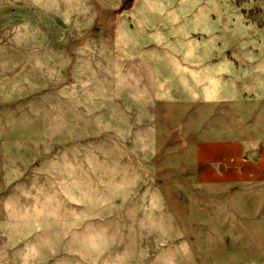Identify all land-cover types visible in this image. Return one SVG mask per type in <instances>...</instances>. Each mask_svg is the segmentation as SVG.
I'll return each mask as SVG.
<instances>
[{
    "label": "rangeland",
    "instance_id": "rangeland-1",
    "mask_svg": "<svg viewBox=\"0 0 264 264\" xmlns=\"http://www.w3.org/2000/svg\"><path fill=\"white\" fill-rule=\"evenodd\" d=\"M0 0V264H264V0Z\"/></svg>",
    "mask_w": 264,
    "mask_h": 264
},
{
    "label": "trees",
    "instance_id": "trees-1",
    "mask_svg": "<svg viewBox=\"0 0 264 264\" xmlns=\"http://www.w3.org/2000/svg\"><path fill=\"white\" fill-rule=\"evenodd\" d=\"M132 2L130 1H124L123 2V8H129L131 6Z\"/></svg>",
    "mask_w": 264,
    "mask_h": 264
}]
</instances>
